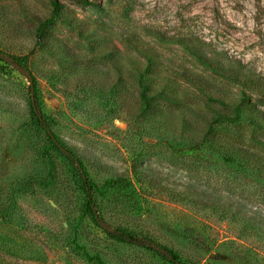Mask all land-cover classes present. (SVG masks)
<instances>
[{"label":"rangeland","instance_id":"1","mask_svg":"<svg viewBox=\"0 0 264 264\" xmlns=\"http://www.w3.org/2000/svg\"><path fill=\"white\" fill-rule=\"evenodd\" d=\"M52 1L0 0V264H170L145 241L182 264H264V173L221 156L264 158V100L231 123L197 116L232 111L248 91L195 54L264 80V0H55L38 47ZM25 56L37 112L103 191L98 225L78 217L58 160L49 182L30 76L13 63ZM117 228L144 241L116 243Z\"/></svg>","mask_w":264,"mask_h":264},{"label":"trees","instance_id":"2","mask_svg":"<svg viewBox=\"0 0 264 264\" xmlns=\"http://www.w3.org/2000/svg\"><path fill=\"white\" fill-rule=\"evenodd\" d=\"M72 2L80 5H89L88 0H71ZM53 11L49 18L39 21L36 30V46H41L43 44V36L45 30L52 26L58 17V6L57 2L52 1ZM198 60L207 66L208 68L217 71L224 72L226 69L227 73H223L228 76L229 79L241 84L246 88L248 94L242 93L241 98L237 101L235 107L232 111H211L210 116H204L198 114L199 117H204L205 119H212V123L226 121L234 122L241 115L244 106L250 103L252 96H258L260 99L264 100V80L250 73V71H244V67L237 61H230V64H238V67L226 66L223 64H216L214 61L207 60L200 53H195ZM28 56L14 58L13 63L29 74L31 85L32 99L30 102L29 113L30 121L34 128L40 135L42 141L41 156L48 167V178L49 182L54 179L53 172L55 171L54 160H58L62 163L63 170L65 174L68 175L69 182L75 189L77 195L80 197L81 201L78 209V217L86 218L88 221L94 225H98V216L95 211L97 208V199L103 196L102 189L98 188L94 182L90 179L84 163L75 156L72 151L65 146L59 138L54 134L51 128V122L48 117L37 112V105L32 102L37 97V92L34 89V79L31 78V74L27 67ZM227 67V68H226ZM146 86V85H145ZM138 93L139 103L141 105L142 111L144 113L146 109L144 108L148 103H151V96L147 93L148 88L145 87ZM255 94V95H254ZM216 99L214 97L208 98L209 102H213ZM221 103V101H218ZM227 107V105H226ZM228 108V107H227ZM144 109V110H143ZM225 159L226 164L233 168L236 172L243 175L253 176L254 178L262 179V173H264V158L259 157L253 153H249L247 150L240 148H231L227 152H223L221 155ZM249 170V173L248 171ZM257 173V174H256ZM31 188V186L29 187ZM2 219H5L2 217ZM106 235L109 239L116 243L126 244H140L142 241L134 234L127 232L123 229H114L112 232H107ZM153 245L149 241H145L141 244L143 248L147 251L163 258L170 264H182L179 261L178 256L167 249H156V247H148L146 244ZM87 260L94 262L95 264H103L98 257H87Z\"/></svg>","mask_w":264,"mask_h":264},{"label":"water","instance_id":"3","mask_svg":"<svg viewBox=\"0 0 264 264\" xmlns=\"http://www.w3.org/2000/svg\"><path fill=\"white\" fill-rule=\"evenodd\" d=\"M30 85H32V81L30 80Z\"/></svg>","mask_w":264,"mask_h":264}]
</instances>
